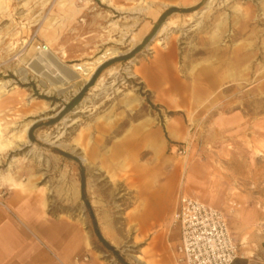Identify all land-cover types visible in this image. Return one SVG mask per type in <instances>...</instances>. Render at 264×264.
<instances>
[{
	"label": "rangeland",
	"instance_id": "374dc122",
	"mask_svg": "<svg viewBox=\"0 0 264 264\" xmlns=\"http://www.w3.org/2000/svg\"><path fill=\"white\" fill-rule=\"evenodd\" d=\"M182 2L0 0V175L37 180L58 213L62 191L63 220L102 260L144 264L135 257L148 253L156 225L170 228L189 170L188 195L226 218L234 264H264V0ZM106 50L118 54L102 65L113 63L62 113L102 65L75 91L73 67ZM146 200L155 209L142 222Z\"/></svg>",
	"mask_w": 264,
	"mask_h": 264
},
{
	"label": "crops",
	"instance_id": "0c3cea01",
	"mask_svg": "<svg viewBox=\"0 0 264 264\" xmlns=\"http://www.w3.org/2000/svg\"><path fill=\"white\" fill-rule=\"evenodd\" d=\"M190 1L183 0L180 5L184 7ZM193 1L194 5H197L199 0ZM190 177L189 170L180 172L179 191L169 221L171 229L163 228L160 223L156 225L150 245L143 248L148 249V253L140 255L144 264H184L178 262L180 230L173 224V215L177 212L182 198L190 197L217 209L209 201L188 195L193 193L187 191L188 183L192 180ZM0 185L11 187L8 195L0 199V264H110L112 262V260H102L101 253L91 249L89 238L83 236L74 220L71 222L63 220L62 191L61 208L58 213L51 210L52 206L47 203L37 180L30 179L27 183L15 180L11 184L0 179ZM167 188L166 185L159 188L161 198H167ZM165 191L166 195H164ZM75 201L78 204L79 186ZM145 204L142 212L136 215L142 222H145V218L155 209L151 201L149 203L146 200Z\"/></svg>",
	"mask_w": 264,
	"mask_h": 264
},
{
	"label": "built area",
	"instance_id": "2783aa9c",
	"mask_svg": "<svg viewBox=\"0 0 264 264\" xmlns=\"http://www.w3.org/2000/svg\"><path fill=\"white\" fill-rule=\"evenodd\" d=\"M40 53L46 46L36 45ZM6 192H0V199ZM173 224L180 230L178 262L184 264H234L238 247L224 214L202 202L184 197L173 215Z\"/></svg>",
	"mask_w": 264,
	"mask_h": 264
},
{
	"label": "bare ground",
	"instance_id": "6f19581e",
	"mask_svg": "<svg viewBox=\"0 0 264 264\" xmlns=\"http://www.w3.org/2000/svg\"><path fill=\"white\" fill-rule=\"evenodd\" d=\"M210 1L212 2L213 0H210ZM169 25H170L169 21L164 23L162 28H160L161 29L160 33H163L169 27ZM133 40L134 39H132V41ZM117 54H118V52L116 50H106L102 55L96 57L92 63H84L82 65H75L73 67L74 71H75V73L73 72L74 78L72 80L70 79L69 81H67V82H71L70 87L72 88V90L75 91L76 89L80 88L84 83H86L91 78V76L97 70V68H99L105 61L114 58ZM63 57H65L64 52L62 53V58ZM72 71H73V69H72ZM63 85H64L63 83H59V84L54 85L53 88L57 92H61L62 90H65V87L63 88ZM1 86L4 87L5 83L2 84ZM24 132H26V130ZM0 176H1L0 179H2V181H6V182L11 183V184L14 183V181H15L13 175H11L10 173H6V174L0 175ZM135 259L138 263L139 262L143 263V259L141 258V256H136Z\"/></svg>",
	"mask_w": 264,
	"mask_h": 264
},
{
	"label": "trees",
	"instance_id": "16d2710c",
	"mask_svg": "<svg viewBox=\"0 0 264 264\" xmlns=\"http://www.w3.org/2000/svg\"><path fill=\"white\" fill-rule=\"evenodd\" d=\"M173 12H177L176 9H170L167 12H165L157 21L155 27L153 28V30L151 31V33L144 39V41L142 42V44L136 48L130 55L120 59L122 61H127L129 60L137 51H139V49H141V47H143L149 40L150 38L153 36V34L155 33V31L162 25V23L168 18V16L173 13ZM113 62H108L104 65H102L94 74V76L92 77L91 81L89 82V84L87 86H85L83 88V90L79 93L78 96H76L74 99H72L65 107L62 113L69 111L71 109H73L75 106H77L80 101L83 99V97L85 96L86 92L88 91V88H90L95 80L98 78L99 74L101 73L102 70L106 69L107 67H109ZM33 130V128L30 130L29 135L31 136V131ZM80 191H81V198L84 201L85 207L90 210V204L89 201L87 200L86 196H85V180L83 177H81L80 179ZM95 223V222H94ZM95 235L97 236L99 242L104 245L107 250H109V252L113 253L114 255H116V251L113 247H111L100 235L99 231L96 228V224H95Z\"/></svg>",
	"mask_w": 264,
	"mask_h": 264
}]
</instances>
